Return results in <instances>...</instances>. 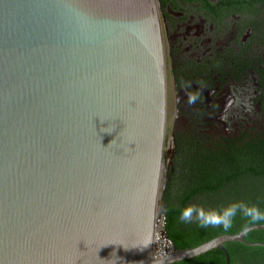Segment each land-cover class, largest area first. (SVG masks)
I'll list each match as a JSON object with an SVG mask.
<instances>
[{"label":"water","instance_id":"95a60500","mask_svg":"<svg viewBox=\"0 0 264 264\" xmlns=\"http://www.w3.org/2000/svg\"><path fill=\"white\" fill-rule=\"evenodd\" d=\"M156 0H0V264H172L154 254L166 177ZM168 152V151H167ZM163 236L167 238L163 225Z\"/></svg>","mask_w":264,"mask_h":264},{"label":"flooded vegetation","instance_id":"af4514ba","mask_svg":"<svg viewBox=\"0 0 264 264\" xmlns=\"http://www.w3.org/2000/svg\"><path fill=\"white\" fill-rule=\"evenodd\" d=\"M156 4L169 164L176 135L264 138V0Z\"/></svg>","mask_w":264,"mask_h":264},{"label":"trees","instance_id":"16d2710c","mask_svg":"<svg viewBox=\"0 0 264 264\" xmlns=\"http://www.w3.org/2000/svg\"><path fill=\"white\" fill-rule=\"evenodd\" d=\"M175 138L160 199L174 249L264 223V138ZM244 240L264 243V229L247 232ZM223 247L229 264H264V246L225 242ZM172 264H225V254L211 249Z\"/></svg>","mask_w":264,"mask_h":264},{"label":"built area","instance_id":"2783aa9c","mask_svg":"<svg viewBox=\"0 0 264 264\" xmlns=\"http://www.w3.org/2000/svg\"><path fill=\"white\" fill-rule=\"evenodd\" d=\"M161 215H162L161 219H158V215H157V219L161 220L163 225H164V215L163 214H161ZM162 238H163V240L162 241L160 240V244H158L159 248L155 247V246H157L156 245L157 243H154V245H155L154 246V254L157 256L165 255V254H167L173 250V247H172L170 240L168 238H165L163 236V234H162Z\"/></svg>","mask_w":264,"mask_h":264},{"label":"rangeland","instance_id":"374dc122","mask_svg":"<svg viewBox=\"0 0 264 264\" xmlns=\"http://www.w3.org/2000/svg\"><path fill=\"white\" fill-rule=\"evenodd\" d=\"M167 114H168V109H167ZM167 117H168V115H167ZM168 119V118H167ZM168 137H167V135H166V139H165V154H164V157H165V160H166V171H167V168H168V165H169V143H168V139H167ZM168 151V152H167ZM166 178V177H165ZM162 214V212H161V205H160V202H159V207H158V219H161V215ZM160 224V222H158V221H156V224L155 225H159ZM163 225V224H162ZM163 227V226H162ZM159 234H160V232H158ZM159 242H160V240H158V242H157V246H155V247H157V248H159Z\"/></svg>","mask_w":264,"mask_h":264},{"label":"bare ground","instance_id":"6f19581e","mask_svg":"<svg viewBox=\"0 0 264 264\" xmlns=\"http://www.w3.org/2000/svg\"><path fill=\"white\" fill-rule=\"evenodd\" d=\"M156 221L160 222V224L159 225H155V238H154V243H157L158 240H161V241L163 240V238H162V233H163V227H162L163 225L162 224L163 223H162L161 220H158V219H156ZM156 221H155V223H156ZM158 232H160V234ZM159 244H160V242H159Z\"/></svg>","mask_w":264,"mask_h":264}]
</instances>
